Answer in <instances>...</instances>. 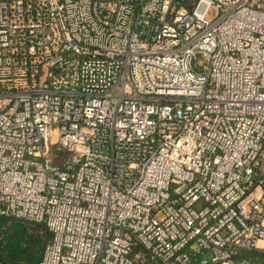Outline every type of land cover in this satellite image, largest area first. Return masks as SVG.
Returning a JSON list of instances; mask_svg holds the SVG:
<instances>
[{
  "label": "built area",
  "instance_id": "built-area-1",
  "mask_svg": "<svg viewBox=\"0 0 264 264\" xmlns=\"http://www.w3.org/2000/svg\"><path fill=\"white\" fill-rule=\"evenodd\" d=\"M0 215L39 264H254L264 0H0Z\"/></svg>",
  "mask_w": 264,
  "mask_h": 264
},
{
  "label": "trees",
  "instance_id": "trees-1",
  "mask_svg": "<svg viewBox=\"0 0 264 264\" xmlns=\"http://www.w3.org/2000/svg\"><path fill=\"white\" fill-rule=\"evenodd\" d=\"M0 259L2 264H39L52 237L43 222L0 215ZM236 261L264 264V252L248 249L239 252Z\"/></svg>",
  "mask_w": 264,
  "mask_h": 264
},
{
  "label": "rangeland",
  "instance_id": "rangeland-1",
  "mask_svg": "<svg viewBox=\"0 0 264 264\" xmlns=\"http://www.w3.org/2000/svg\"><path fill=\"white\" fill-rule=\"evenodd\" d=\"M211 14H214V11H212ZM1 237H2V236H1V234H0V238H1Z\"/></svg>",
  "mask_w": 264,
  "mask_h": 264
}]
</instances>
